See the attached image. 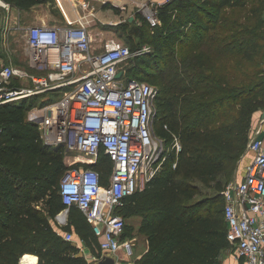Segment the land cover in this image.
<instances>
[{
    "label": "trees",
    "instance_id": "obj_1",
    "mask_svg": "<svg viewBox=\"0 0 264 264\" xmlns=\"http://www.w3.org/2000/svg\"><path fill=\"white\" fill-rule=\"evenodd\" d=\"M4 1L30 9L48 0ZM158 8L156 27L141 12L120 25L129 29L130 40L150 43L126 76H151L157 89L155 132L173 147L165 148L161 169L144 190L125 199L120 212L126 220L142 216L139 230L147 235L148 249L135 263L223 264L230 243L227 183L217 176L244 156L254 115L264 109V69L251 66L264 59V0H172ZM28 105L27 99L0 104V264H19L28 253L38 264H91L63 234L74 231L96 257L103 256L83 211L68 206L60 193L69 169L65 147L41 139L38 124L27 117ZM92 166L105 182L112 166L108 154L102 151ZM189 180L214 188L217 202L210 192L197 199L201 187ZM67 207V224L56 225Z\"/></svg>",
    "mask_w": 264,
    "mask_h": 264
},
{
    "label": "built area",
    "instance_id": "obj_2",
    "mask_svg": "<svg viewBox=\"0 0 264 264\" xmlns=\"http://www.w3.org/2000/svg\"><path fill=\"white\" fill-rule=\"evenodd\" d=\"M170 1L141 0L136 6L153 28L161 24L158 6ZM0 5L5 10L0 19V104L28 100L27 114L38 124L41 139L65 147L69 169L60 181L64 202L83 211L103 254L113 253L117 264H137L118 256L121 249L132 254V243L123 237L127 220L120 209L128 196L145 189L167 155L155 132L157 89L146 80L128 79L123 65L148 53L150 45L132 49L115 35L96 45L84 14L76 24L25 27L19 16L13 23L11 4L2 0ZM16 29L24 30L26 65L14 58ZM46 91L60 97L33 107L30 100ZM252 128V157L240 178L223 190L224 217L236 256L244 264H264V123ZM174 147L181 148L178 140ZM102 151L112 162L105 182L92 166ZM68 212L67 207L57 215L56 225L67 224ZM63 234L79 247L82 239L74 231ZM19 264H24L23 257Z\"/></svg>",
    "mask_w": 264,
    "mask_h": 264
},
{
    "label": "rangeland",
    "instance_id": "obj_3",
    "mask_svg": "<svg viewBox=\"0 0 264 264\" xmlns=\"http://www.w3.org/2000/svg\"><path fill=\"white\" fill-rule=\"evenodd\" d=\"M59 0H53V3H57ZM141 1V0H140ZM147 2L152 3V1L154 0H145ZM99 4H96L94 6L95 9H91V7H87L85 6L84 2L80 3V7H81V14L87 15V18L89 20V31L91 32V34L93 35V37L95 38V44L97 45L99 42H101V40L105 37L108 36H117L119 37L121 40H123L124 42H127L132 48H134L137 44H148L150 45V43L145 42L143 40H141L140 38H137L136 36L133 37L132 40H130V36H129V29L128 28H124L123 26L120 25L119 23L114 24L113 22L111 23V16L107 13V9L111 8V3L107 2L105 3V8L103 11H101L102 6H101V0L100 2H98ZM56 9H60V6H56ZM94 10V11H93ZM94 12L95 15H91V12ZM0 19H2V16L5 14V10L2 8V6L0 5ZM116 13H119V11L115 10ZM134 13H138L137 10V6L136 4H134L132 2V0H130V4L129 7L124 9V14L122 16L123 21H129V14H134ZM30 14V11L28 9H19L14 7V9H12V15H13V23H15L16 21V16H19L22 25L23 26H27L25 21L27 20V15ZM55 16L56 22L58 24H63L64 23V13L62 12V14L60 15V12H54L52 13ZM63 15V16H62ZM138 24H140V20L137 19L136 20ZM17 24V23H16ZM23 32L24 30L22 29H16L14 35L12 36V44L15 48L14 51V58L16 61L20 62L23 65L27 64V48H26V42H25V38L23 37ZM131 57L124 65L123 68L127 69L128 67H130L133 62L135 61V58ZM264 63V59L262 56H259L257 58V63L252 62L251 66L252 67H257V66H263ZM145 69H147V71H151L150 68L145 67ZM138 77H140V79H144L149 81L150 83H153L151 76L148 74H138ZM39 99H35L32 101V103H30L33 107H41L43 105H46L48 103L54 102L55 100H57L60 97V94L58 92H44L41 93L39 95ZM259 113H261V110L258 111ZM259 115V114H258ZM257 116V115H256ZM28 117V114H27ZM260 117V116H259ZM259 117H255V123L254 126L259 125ZM29 119V117H28ZM30 120V119H29ZM254 122V119H253ZM173 147V145L171 144H166L165 148L167 150V152L169 150H171ZM247 152V148L245 150V154ZM78 154V156L81 158V154ZM83 156V155H82ZM243 165L244 163L242 161H240L239 159H235L228 167L226 170H224L223 172L219 173L217 176V179H223L224 180V184L228 183L230 180H235L237 179L239 176L242 175V171H243ZM194 184H199L201 187V193L198 194L196 196L197 199L200 198H206L208 197V193L210 192V194H215L213 196V203L217 202L214 201L215 197H216V193L214 188H208L207 186H204L202 183H200L197 180H189ZM222 193V192H221ZM222 202V201H221ZM217 205V204H216ZM221 209V214H222V203L221 206L219 207ZM234 248L233 246L229 243L228 246L223 250L222 252V260L227 262V259L230 255L234 254Z\"/></svg>",
    "mask_w": 264,
    "mask_h": 264
},
{
    "label": "crops",
    "instance_id": "obj_4",
    "mask_svg": "<svg viewBox=\"0 0 264 264\" xmlns=\"http://www.w3.org/2000/svg\"><path fill=\"white\" fill-rule=\"evenodd\" d=\"M139 1L140 0H132L134 4H136ZM81 2H84L86 5L88 4L91 7V9L92 8L95 9L94 6L96 4H99L98 2H100V0H59L57 3H53V0H48L46 2L36 4L32 6L30 9H28L30 11V14L27 15V20L25 21V23L26 25L47 24V25H57V26L76 24L77 19L81 15V7H80ZM107 2L111 3V8L107 9L108 10L107 13L112 17L110 22L116 24L123 21L122 16L124 14V9L129 7L130 0H101V6H102L101 11L106 9L104 6L105 3ZM56 6H60L59 7L60 9H56L57 8ZM115 10L119 11V13H116ZM54 12H60V15L62 14V12L64 13L65 19L63 24L55 23L56 19L55 16L52 14ZM132 15L129 14V18ZM259 116L260 113L256 112L253 118L254 119L253 126L255 123V117H259ZM252 135H254V128H252L251 130V137ZM251 157H252V153L249 150H247L246 154H244V156L241 158L240 161H242L245 165L247 162L250 161ZM238 178H240V176ZM141 222H142V216L140 215H134L127 218V224L129 227L126 230V238L132 243V254L128 255L124 249H121L118 253V256L122 261L135 262L148 249L147 235L139 230ZM79 247L81 249L80 253L82 255H85V257L90 263L98 260V258H96V256L91 252V249L87 246V244L83 240L79 242ZM34 256L36 257L35 264H38V257L36 255ZM223 264H239V258L236 256L234 252V254L228 257L227 262L223 261Z\"/></svg>",
    "mask_w": 264,
    "mask_h": 264
},
{
    "label": "water",
    "instance_id": "obj_5",
    "mask_svg": "<svg viewBox=\"0 0 264 264\" xmlns=\"http://www.w3.org/2000/svg\"><path fill=\"white\" fill-rule=\"evenodd\" d=\"M134 19V16L132 15L129 20L132 21ZM263 69H264V64H263ZM123 72L120 71L117 74V78H120L122 76ZM264 123V109L261 110L260 113V117H259V126H262V124ZM91 264H117V260L115 258V255L111 252H107L105 254H103V256L96 260L93 261Z\"/></svg>",
    "mask_w": 264,
    "mask_h": 264
},
{
    "label": "bare ground",
    "instance_id": "obj_6",
    "mask_svg": "<svg viewBox=\"0 0 264 264\" xmlns=\"http://www.w3.org/2000/svg\"><path fill=\"white\" fill-rule=\"evenodd\" d=\"M0 2H2V0H0ZM85 156H82L81 155V158H84ZM36 262V257L35 256H32L30 254H26L24 255L23 257V263L24 264H35Z\"/></svg>",
    "mask_w": 264,
    "mask_h": 264
}]
</instances>
